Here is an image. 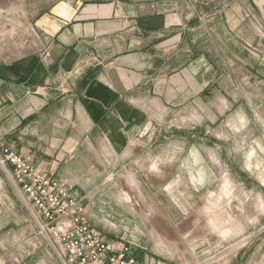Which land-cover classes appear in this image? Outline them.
<instances>
[{"label": "crops", "instance_id": "1", "mask_svg": "<svg viewBox=\"0 0 264 264\" xmlns=\"http://www.w3.org/2000/svg\"><path fill=\"white\" fill-rule=\"evenodd\" d=\"M11 4L0 5L7 15L0 18V149L10 145L46 174L81 187L92 166L85 152L100 156L104 141L118 149L144 135L151 103L173 96L212 112L217 92L221 112L244 104L243 125L252 111L264 152V18H256L264 0ZM7 22L15 25L8 41Z\"/></svg>", "mask_w": 264, "mask_h": 264}, {"label": "rangeland", "instance_id": "2", "mask_svg": "<svg viewBox=\"0 0 264 264\" xmlns=\"http://www.w3.org/2000/svg\"><path fill=\"white\" fill-rule=\"evenodd\" d=\"M14 1L0 5L12 9ZM5 28L12 40L15 25ZM219 96L212 112L173 96L151 103L144 135L118 149L104 141L100 156L85 152L87 182L69 184L87 195L86 219L107 238L132 243L143 264H264L260 129L248 109L243 125L244 104L221 112ZM0 176V264H53L48 255H56L1 166Z\"/></svg>", "mask_w": 264, "mask_h": 264}, {"label": "built area", "instance_id": "3", "mask_svg": "<svg viewBox=\"0 0 264 264\" xmlns=\"http://www.w3.org/2000/svg\"><path fill=\"white\" fill-rule=\"evenodd\" d=\"M0 166L62 264H143L132 243L107 238L86 219V197L10 145L0 152Z\"/></svg>", "mask_w": 264, "mask_h": 264}, {"label": "bare ground", "instance_id": "4", "mask_svg": "<svg viewBox=\"0 0 264 264\" xmlns=\"http://www.w3.org/2000/svg\"><path fill=\"white\" fill-rule=\"evenodd\" d=\"M134 185V184H133ZM262 199V198H261ZM260 201H262V200H260ZM206 212V211H205ZM209 213V212H208ZM215 213V212H214ZM208 215V214H207ZM210 215V214H209ZM212 215V214H211ZM224 218H225V216H224ZM229 219H230V216L226 219L227 221H229ZM217 229H218V227H217ZM217 231V230H216Z\"/></svg>", "mask_w": 264, "mask_h": 264}]
</instances>
